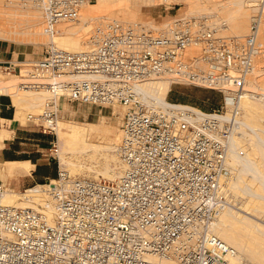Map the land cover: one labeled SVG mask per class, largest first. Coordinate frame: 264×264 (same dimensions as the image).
I'll list each match as a JSON object with an SVG mask.
<instances>
[{"label":"built area","instance_id":"2783aa9c","mask_svg":"<svg viewBox=\"0 0 264 264\" xmlns=\"http://www.w3.org/2000/svg\"><path fill=\"white\" fill-rule=\"evenodd\" d=\"M92 0H31L42 32L77 19ZM222 2L224 0H206ZM178 6L179 0H149ZM249 10L244 34H227L217 11L183 14L160 28L105 18L84 48L46 44L26 60L22 85L44 88L39 111L26 120L54 129L60 98L96 106H121L115 151L116 177L72 176L59 166L39 183L35 199L2 202L0 264H240L234 249L211 231L222 210L221 176L239 93L264 54V0H241ZM4 68L17 65L4 60ZM20 68L18 69V73ZM165 78L222 93L211 111L191 113L178 103H156L146 83ZM236 124V123H234ZM21 197V196H20Z\"/></svg>","mask_w":264,"mask_h":264},{"label":"rangeland","instance_id":"374dc122","mask_svg":"<svg viewBox=\"0 0 264 264\" xmlns=\"http://www.w3.org/2000/svg\"><path fill=\"white\" fill-rule=\"evenodd\" d=\"M179 1L178 6L164 7L153 5L149 0H92L81 9L79 18L61 24L60 34L53 41L56 46L66 50H79L85 47L93 28L105 18L139 21L147 27L160 28L172 17L212 8L208 2ZM217 12L228 18L225 33L238 35L245 33L249 10L243 7L241 0H229L225 3V7ZM263 35L264 24H262L261 37ZM49 42L50 39L41 30L40 13L31 0H0V47L9 44L10 50L14 49L11 59L17 63L12 71L7 72L4 63L0 61V82H5L3 85L6 82L14 84L16 80L14 75L23 73L25 66L21 64L41 56L45 45ZM257 67L259 70L256 69ZM254 70L249 80L251 92H255L257 86L264 88V54L254 62ZM11 74L13 75L9 76ZM9 90L16 91V85ZM18 92L19 95L14 97L15 100L10 94H4L8 101L13 100L12 110L16 112V107H19L21 118L10 123L18 127L10 148L18 150L19 157H30L31 160L35 157L39 163L42 162L34 172L36 176L44 171L42 166L52 171L59 166L72 176L103 179L117 176L120 165L114 150L115 146L110 151L112 148L105 149L97 145L110 146L117 143L121 106L117 104L96 106L60 98L57 106V123L61 127L63 139L67 142L66 146L71 149L64 152L65 160L61 163L59 159L61 146L57 141L56 126L55 129L43 131L39 126L26 120L27 113L39 111L46 92L40 93L41 99H36V95L28 94L30 91L18 90ZM259 94L263 95V98L258 100L249 97L240 101L241 131L234 132L238 149V152L236 150L238 166L235 174L229 176L230 180L227 179L235 180L236 185L233 190L230 188L223 190L224 184L221 181V195L224 198L222 209L229 207L234 219L229 224L214 225L217 230L216 235L220 237L223 232L220 238L236 250L237 262L240 264H264V93ZM166 99L168 103L181 102L186 104L181 106H191L200 111H211L223 102L220 91L187 84H172ZM18 122L20 125H17ZM0 124L5 126L7 123L0 122ZM258 143L263 144V148L259 151L256 147ZM0 167H2L1 161ZM105 170L113 176L104 173ZM223 174H228L226 169ZM255 175H258L257 180L263 181L262 186L258 187L256 182L249 183V176L254 178ZM0 180L9 187V190L13 189L16 192H22L44 182V179L36 180L34 175H6L2 171H0ZM245 182H248L252 188H248Z\"/></svg>","mask_w":264,"mask_h":264},{"label":"bare ground","instance_id":"6f19581e","mask_svg":"<svg viewBox=\"0 0 264 264\" xmlns=\"http://www.w3.org/2000/svg\"><path fill=\"white\" fill-rule=\"evenodd\" d=\"M187 2L189 3H193V2H198V1H202V2H208L209 4H211L212 8L209 7L208 9H203L201 11H197L196 13H199V12H211V11H218L220 8H222L223 6L225 7V3L229 0H224L222 2H209V1H206V0H186ZM89 3V2H88ZM188 3V4H189ZM86 5L83 4L80 9H79V13H78V18H79V15H80V11L81 9ZM244 7V6H243ZM227 11V10H226ZM195 13V12H193ZM193 13H189V14H193ZM225 20H228L227 16L224 17ZM229 23V22H228ZM62 24V23H61ZM61 24H59V27L61 26ZM61 29V27H60ZM60 34V32L53 36L52 38H48L50 39V42L49 43H53L54 44V38H56L58 35ZM9 35V33H8ZM93 34H91L89 36V39L88 41H90V39L92 38ZM7 37V36H6ZM5 37V38H6ZM14 37V36H13ZM12 37V39H14ZM17 40V39H16ZM48 43V44H49ZM258 69V67L256 68ZM255 69V70H256ZM254 69L251 71V75H248L246 77V83L243 87V90L239 93V99H238V102H237V113L234 114L233 113V110L230 111L231 107H230V104L228 101H226V105H227V108H226V111L224 113V116L226 118L229 119V121H232L233 122V126H232V131H231V135H230V145H229V149L227 150L226 152V157H225V161H224V166H225V169L227 170L228 174H222L221 176V181H222V184H224V186H222V188H224L223 190H228L229 188L231 190H233L234 186L236 185L235 184V180L234 181H228L227 179H229V176L230 175H234L236 170H237V166H238V157L236 155V150L238 152V149L236 148V143L237 141L235 140L236 137L234 136V132H236L237 130L241 131V109H240V101L242 98H249V97H255V98H263V95H260L259 93H264V88L262 87H259L257 86L256 87V91L255 92H251V88H250V85H249V80L251 79L252 75L254 74ZM259 70V69H258ZM13 74L9 75V76H12ZM16 77V80L14 81L15 83H8L6 82L5 85H3L4 83H1L0 82V94L1 93H8L10 94V97L14 99V97H16L17 95H19V92L18 90L20 91H30L28 92V94H32L33 95H36V99H41L42 98V95L40 93H44V88H31V87H28V86H24L21 84V82H23L24 80L22 79L21 76L19 75H14ZM258 76V74H257ZM8 81V80H7ZM11 81V80H10ZM2 84V85H1ZM14 85H16L17 87V90L12 92L10 91L9 89L11 87H13ZM254 85V84H253ZM168 83H167V80L165 78H159V79H154V80H150L146 83V90L148 92V96L153 99L154 102L156 103H161V104H167L168 102L166 101V93L168 91ZM33 92H39V93H33ZM12 100V101H13ZM259 100V99H258ZM263 100V99H262ZM261 101V100H260ZM15 102V101H14ZM16 103V102H15ZM18 104V103H17ZM39 105V104H37ZM181 106V105H180ZM36 107V106H35ZM184 108H186L189 112L191 113H199V112H204V111H200L194 107H190V106H182ZM240 109V110H239ZM20 115H19V107H16V112H15V119L14 120H20ZM236 123V124H234ZM55 126L57 128V141L59 143V145L61 146L60 148V151H59V159H60V162L62 163L64 160H65V156L63 155L64 152L66 150H70L66 144L67 142H65V140L63 139L62 135H61V131H60V128L58 123H57V118L55 119V125H54V129H55ZM240 136V135H239ZM70 142V141H69ZM116 144V143H114ZM110 145V146H103V145H97L98 147H103V148H107V149H110V151H112L114 149V146L115 145ZM264 144V143H263ZM263 144H260L258 143V145H254L257 147V150H261L263 148ZM80 145V144H79ZM89 145V144H87ZM96 145V144H95ZM65 147V148H64ZM81 147H84V146H81ZM115 150V149H114ZM245 150V149H244ZM74 152V151H73ZM79 152V151H77ZM241 160V159H240ZM113 164V163H112ZM110 165V164H109ZM30 166L28 162H22V163H19V162H7L5 163L3 166H2V172H8V173H11V174H15V173H21V172H28L30 171ZM113 167V165H111ZM111 168V167H110ZM104 173H107V175H109L110 177L113 176L112 174H110L108 171H104ZM250 175V174H249ZM231 176V177H232ZM258 176V175H257ZM256 175L253 177L249 176V183L252 184V182H256L258 187L262 186L263 185V181L262 180H257V177ZM230 177V178H231ZM262 178V177H261ZM241 178H239L240 180ZM227 180V181H226ZM230 180V179H229ZM242 181V180H240ZM248 181V180H247ZM239 182V181H238ZM237 182V183H238ZM247 183V186L248 188H252L251 185L248 183V182H245ZM39 184L34 187H31V188H28V189H25L23 190L21 193L20 192H16L15 190L13 189H10L8 190L3 196H2V202L4 203H7V204H12V205H18V206H27V199L23 198L21 199L22 197L24 196H27V197H31L33 199H35L36 195L38 194L37 193V189L39 188ZM255 187V186H254ZM227 191H225L226 193ZM247 193V192H246ZM19 194V195H18ZM227 194V193H226ZM231 194V193H230ZM21 196V197H20ZM227 196V195H226ZM234 196V195H233ZM20 197V199H18ZM227 198V197H226ZM233 198V197H232ZM236 198V197H235ZM234 198V199H235ZM249 198V197H248ZM229 200V199H228ZM27 201V202H26ZM235 203V202H234ZM241 203V202H240ZM239 205V203H238ZM252 205V204H251ZM235 208V207H234ZM234 218L232 217V212H231V209L229 207H226L224 209H222L217 215L216 217L214 218V220L212 221V225H211V231L216 234V227L214 228V225L215 223L217 225H220V224H229L232 222ZM241 220V219H240ZM244 221V220H243ZM247 222V221H246ZM249 224L250 226H252L250 223H247ZM222 226V225H221ZM220 226V227H221ZM224 228V226H222ZM221 227V228H222ZM220 228V230H221ZM219 230V231H220ZM224 233L222 232V234H220V237H222L221 235H223ZM219 237V236H218ZM231 246V245H230ZM232 247V246H231ZM234 249V248H233ZM237 253H236V250L234 249V255H233V259L237 261ZM161 262L164 263V261L166 262L165 264H175L172 260L170 259H160Z\"/></svg>","mask_w":264,"mask_h":264},{"label":"crops","instance_id":"0c3cea01","mask_svg":"<svg viewBox=\"0 0 264 264\" xmlns=\"http://www.w3.org/2000/svg\"><path fill=\"white\" fill-rule=\"evenodd\" d=\"M13 50L14 49L10 50L9 44H5L3 47H0V61L12 60L11 53L13 52ZM171 86L172 85H170L168 88L166 97L168 92L170 91ZM4 94H8V93L0 94V122L7 123L5 124V126L4 124H0V161L2 162V166L7 162H19V163L28 162L29 165H31L30 171L15 173V174H23V175L29 174L31 176L34 175L36 180L38 181H41L46 177L55 176V171H52L50 168H47L46 166H42L44 171L40 175L36 176L34 172L38 168L39 164H42V162L39 163V161L35 157H33L32 160L30 157H19L17 155L19 153L18 150L10 148V144L12 143V139L15 136L18 127L16 125L12 126L10 124L15 119V110H12L13 101L12 102H10V100L8 101V98L4 96ZM177 103L180 105H186L185 103H181V102H177ZM17 125H20V123L18 122ZM0 171H2V167H0ZM2 173H5L6 175H13L8 172H2Z\"/></svg>","mask_w":264,"mask_h":264}]
</instances>
